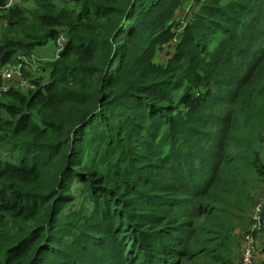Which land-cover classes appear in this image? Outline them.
<instances>
[{"label":"trees","instance_id":"16d2710c","mask_svg":"<svg viewBox=\"0 0 264 264\" xmlns=\"http://www.w3.org/2000/svg\"><path fill=\"white\" fill-rule=\"evenodd\" d=\"M57 1L0 0V87L65 35L48 79L1 91L0 264H234L264 184V0Z\"/></svg>","mask_w":264,"mask_h":264},{"label":"rangeland","instance_id":"374dc122","mask_svg":"<svg viewBox=\"0 0 264 264\" xmlns=\"http://www.w3.org/2000/svg\"><path fill=\"white\" fill-rule=\"evenodd\" d=\"M18 0H8L9 4L11 3V6L15 3H17ZM71 0H58L57 5L62 6L65 2H70ZM20 3V1H19ZM24 4L28 9L34 10L35 9V3H22ZM74 4H69L70 7H72ZM3 13H0V37L2 36V33L5 31L6 28V22L3 19ZM30 17H32L31 13H28ZM65 37L64 34L60 36L59 42L55 44L52 40H49L47 43L38 46L35 49V52H33L31 57H24L20 56V59H18L20 62L14 66L15 72L13 74V77L10 80L4 79V83L6 84V87H14V89L21 90L23 92H27L28 90H31L33 86L31 85V80L37 76H43L44 79H48L50 77L49 72H45L44 67L48 64L47 62L51 61L53 58L56 57L57 53L61 50L63 46V38ZM166 57V56H165ZM7 91V90H6ZM3 92V91H2ZM1 90H0V99H1ZM263 146H264V140H263ZM258 195L257 199L259 200L258 204H264V184L258 185ZM245 221L244 220H230L228 222L227 230H226V242H225V252L228 256L233 258L234 264H244L243 262V256H244V249L246 244V236L251 231V229L254 226V216L256 214V208L254 213H251ZM231 227H233V235L231 234ZM257 238V243L259 245L263 246L261 244V241L264 243V234L260 233L258 230L255 234Z\"/></svg>","mask_w":264,"mask_h":264},{"label":"built area","instance_id":"2783aa9c","mask_svg":"<svg viewBox=\"0 0 264 264\" xmlns=\"http://www.w3.org/2000/svg\"><path fill=\"white\" fill-rule=\"evenodd\" d=\"M8 4V6H10ZM15 72L14 66H6L3 68L2 73L4 79L10 80L13 77V74ZM4 83L2 87H0L1 91H5L8 89V87L5 86ZM263 210V205L258 204L256 207V214L254 216L255 222L254 226L251 229V231L247 234L245 240V249H244V256H243V262L244 264H258L257 258H256V252L258 251V245H257V238L255 236L256 231L258 230L260 233L264 234V219L261 217V212ZM264 254V252H263Z\"/></svg>","mask_w":264,"mask_h":264},{"label":"crops","instance_id":"0c3cea01","mask_svg":"<svg viewBox=\"0 0 264 264\" xmlns=\"http://www.w3.org/2000/svg\"><path fill=\"white\" fill-rule=\"evenodd\" d=\"M261 244L264 245V243L261 241ZM257 262L258 264H264V254L263 253H259L257 256Z\"/></svg>","mask_w":264,"mask_h":264}]
</instances>
